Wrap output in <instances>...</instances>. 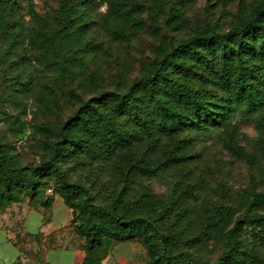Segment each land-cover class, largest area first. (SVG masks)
Segmentation results:
<instances>
[{"label":"trees","instance_id":"16d2710c","mask_svg":"<svg viewBox=\"0 0 264 264\" xmlns=\"http://www.w3.org/2000/svg\"><path fill=\"white\" fill-rule=\"evenodd\" d=\"M20 1L0 0V38L8 42L20 33L14 18ZM164 1L152 0L154 9L163 12L167 26L180 29L184 10L195 0H173L167 9ZM104 2L101 24L112 40L144 29L141 14L150 6L143 1L60 0L52 14L44 15L30 5L35 26L26 41L46 85L62 89L84 74V57L94 49L86 37L91 15ZM239 5L226 32L198 25L170 45L152 31L158 39L156 56L125 89L99 90L86 100L70 92L79 104L69 116L32 126L42 136L37 160L22 162L12 142L1 136L0 209L25 200L31 207L50 208L61 198L74 232L84 240L82 264H100L111 245L133 240L145 245L148 264H264L253 244L264 245V190L231 206L219 205L194 234L182 218L200 205L206 210L201 194L164 200L149 185L157 173L195 158L191 139L180 138L183 133L203 134L246 161L248 153L230 145L242 123H251L264 144V0ZM150 18H155L153 11ZM16 122V133L23 136L25 128ZM81 158L99 169L115 164L113 185L94 175L84 182L72 180L71 163ZM102 191L107 197L99 196ZM238 209L241 216L232 220ZM219 241L222 252L214 262L196 255Z\"/></svg>","mask_w":264,"mask_h":264},{"label":"rangeland","instance_id":"374dc122","mask_svg":"<svg viewBox=\"0 0 264 264\" xmlns=\"http://www.w3.org/2000/svg\"><path fill=\"white\" fill-rule=\"evenodd\" d=\"M59 1L21 0L14 16L20 27L19 35L9 42L0 38V137L6 136L12 142L22 162L38 159L37 152L40 151L39 142L42 136L34 134L32 126L53 123L60 117L69 116L78 106V101L70 92L86 100L99 90H123L141 75L142 65L153 60L158 49V39L152 35V31L156 30L165 36L170 45L190 36L198 25L226 32L236 21L240 1L251 0H195L184 10L182 25L178 30L166 25L163 12L154 9L152 0H130L146 2L150 9L141 14L145 23L144 29L121 41L112 40L102 27L101 20L107 12V3L104 2L94 7L91 15V29L86 37L94 49L84 57V74L62 89H56L46 85L43 73L33 61L34 52L27 44L26 35L35 26L30 5L39 15L52 14ZM111 1L119 4L121 0ZM173 2L165 0L164 9L172 6ZM151 11L155 14L154 19L150 18ZM16 119L25 128L23 136L16 133L19 128ZM256 137L254 126L251 123H242L240 134L230 142L231 147L240 146L248 153L250 159L246 161L226 145H212L211 140L203 134L192 131L183 133L180 138L191 139L195 158L184 167L157 173L149 180L150 188L164 200L170 196L177 198L179 194L189 196L188 199L194 193L201 194L200 199L208 202L206 210L200 205L182 218V222L190 228L189 233L196 234L204 225L205 218L219 205L231 206L233 200H243L244 197H250L253 191L264 190V144L259 143ZM71 165L72 180L84 182L94 175V178L111 186L115 182L113 178L116 169L113 163L99 169L97 166L86 165L81 158L79 162L74 161ZM91 192L98 194L94 188ZM100 193L102 195L99 196L107 197L104 191ZM21 203L28 205L27 200ZM34 208L43 210L44 226L51 227L46 241L50 246L54 241L56 243L54 237L58 232L68 237L70 232H74L71 213L65 226L54 229L64 221V210L68 209L59 197L53 208H46L38 203ZM242 211H235L231 219L241 216ZM35 219L33 216L28 219L29 229H33ZM34 231L37 232L36 229ZM44 236L46 235L43 233H36L30 238L38 241L40 250ZM75 238L80 240L77 235ZM245 238L251 241L249 233ZM253 244H256L258 254L264 259V245ZM60 249L59 247L54 250ZM68 250L81 249L74 247ZM221 252L222 242L219 241L203 250H197L196 255L212 263ZM100 264H148L147 249L139 240L113 244Z\"/></svg>","mask_w":264,"mask_h":264},{"label":"crops","instance_id":"0c3cea01","mask_svg":"<svg viewBox=\"0 0 264 264\" xmlns=\"http://www.w3.org/2000/svg\"><path fill=\"white\" fill-rule=\"evenodd\" d=\"M57 198L54 203L57 202ZM52 208L49 213H51ZM64 211L66 218L54 229L58 230L66 225L70 217V209L68 208ZM32 216L36 219L33 229H29L28 219ZM44 224V212L42 209H35L26 204L22 205L21 202L1 208L0 264H82L86 255L83 238L75 232H70L69 237L58 232L54 237L56 243L54 241L50 246L46 241L49 238L51 227L45 228ZM35 229L37 232L34 231ZM36 233L46 235L43 239L42 250L38 249L37 241L30 239ZM76 235L80 240H76ZM59 247L62 250H54L59 249ZM74 247H79L81 250H68Z\"/></svg>","mask_w":264,"mask_h":264}]
</instances>
